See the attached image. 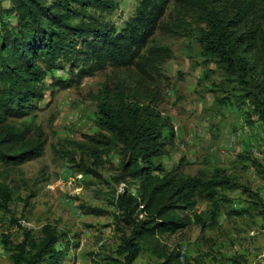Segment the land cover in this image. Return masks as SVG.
I'll use <instances>...</instances> for the list:
<instances>
[{"label": "rangeland", "instance_id": "1", "mask_svg": "<svg viewBox=\"0 0 264 264\" xmlns=\"http://www.w3.org/2000/svg\"><path fill=\"white\" fill-rule=\"evenodd\" d=\"M112 9L98 13L116 30L133 18L141 0H111ZM3 17L16 24L9 0H0ZM172 0L146 48L163 57L146 66L107 65L78 80L80 68L64 63L46 73L44 98L25 119L10 120L44 144L42 156L20 166L0 163V184L12 192L6 209L0 205V264H14L11 253L27 232L40 237L46 225L67 234L61 247L70 250L63 264H122L118 248L129 229L120 223L113 203L125 191L138 194L139 182L122 177L118 150L99 160L87 148L97 125L99 96L105 89H150L143 102L155 101L168 120L161 159L169 170L192 177L237 184L219 188L214 201L197 199L191 225L159 238V247L179 254V264H264V0L243 17L239 0H215L216 12H226L238 35L256 37V48L235 72L207 57L199 41L208 30L198 7ZM184 12V13H183ZM248 42V40H245ZM148 57V53L143 51ZM74 70V72H72ZM59 81H71L64 86ZM261 101V103H258ZM86 162L102 178L78 167ZM96 165V166H95ZM95 211V212H93ZM143 218L145 214H142ZM199 215L203 228L193 217ZM162 262L143 243L135 264Z\"/></svg>", "mask_w": 264, "mask_h": 264}, {"label": "trees", "instance_id": "2", "mask_svg": "<svg viewBox=\"0 0 264 264\" xmlns=\"http://www.w3.org/2000/svg\"><path fill=\"white\" fill-rule=\"evenodd\" d=\"M9 1L8 13L16 18L15 25L4 19L0 9V163L20 166L42 156L44 144L29 139L28 131L10 120L25 119L33 111L34 103L44 98L47 71L66 63L74 70L80 68L78 80H82L107 65L130 68L142 63L141 66H146L162 58L163 50L154 52L146 47L172 0H141L135 16L121 30L97 16L112 9L111 0ZM180 1L183 10L191 5L205 14L208 30L202 32L199 41L207 57L215 58L233 72L238 64L244 73L253 69L248 67L249 62L243 64L240 60L245 59L246 53L254 52L256 37L249 41L238 35L231 28L226 12H216L215 0ZM239 1L243 17L253 13L258 3H263V0ZM144 50L148 53L146 60ZM59 82L67 87L71 83ZM150 91L102 90L97 121L101 131L86 137V146L96 161L118 150L122 177L139 182V195L125 191L113 199L120 212V223L129 229L122 236L117 260L135 264L144 243L163 260L156 264H179V254L162 250L159 238L191 225L197 199L212 202L219 188L234 190L238 185L228 179L192 177L164 166L161 161L167 154L164 130L170 125L153 99L142 101L141 97L150 95ZM259 96H264V89ZM258 115L264 122V107L258 109ZM78 167L87 175L102 178L86 162L82 161ZM11 198V190L0 184L1 207L6 209ZM193 218L206 227L202 217L194 215ZM67 238V234L60 235L52 225H46L38 238L27 232L24 240L14 246L12 261L14 264H63L70 248L69 245L59 248V245Z\"/></svg>", "mask_w": 264, "mask_h": 264}]
</instances>
